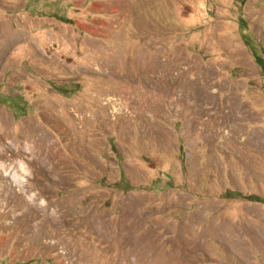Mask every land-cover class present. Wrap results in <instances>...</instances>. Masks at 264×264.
Instances as JSON below:
<instances>
[{
  "label": "rangeland",
  "instance_id": "rangeland-1",
  "mask_svg": "<svg viewBox=\"0 0 264 264\" xmlns=\"http://www.w3.org/2000/svg\"><path fill=\"white\" fill-rule=\"evenodd\" d=\"M0 264H264V0H0Z\"/></svg>",
  "mask_w": 264,
  "mask_h": 264
},
{
  "label": "trees",
  "instance_id": "trees-1",
  "mask_svg": "<svg viewBox=\"0 0 264 264\" xmlns=\"http://www.w3.org/2000/svg\"><path fill=\"white\" fill-rule=\"evenodd\" d=\"M117 185H118L119 188H122L124 190H129V189L133 188L123 176H122L121 180L118 182ZM225 195H226V197H240L239 193L231 194V192H227ZM242 198H244L246 200H249V201L262 202V200H260V198H258L256 196H252V195L242 196Z\"/></svg>",
  "mask_w": 264,
  "mask_h": 264
},
{
  "label": "bare ground",
  "instance_id": "bare-ground-1",
  "mask_svg": "<svg viewBox=\"0 0 264 264\" xmlns=\"http://www.w3.org/2000/svg\"><path fill=\"white\" fill-rule=\"evenodd\" d=\"M143 238H144V237H143ZM144 240H146V238H145Z\"/></svg>",
  "mask_w": 264,
  "mask_h": 264
}]
</instances>
